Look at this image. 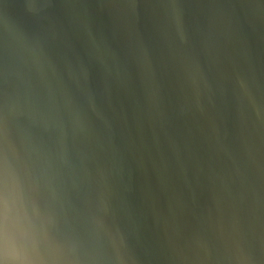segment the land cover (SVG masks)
<instances>
[{
  "label": "water",
  "instance_id": "water-1",
  "mask_svg": "<svg viewBox=\"0 0 264 264\" xmlns=\"http://www.w3.org/2000/svg\"><path fill=\"white\" fill-rule=\"evenodd\" d=\"M0 264H264V0H0Z\"/></svg>",
  "mask_w": 264,
  "mask_h": 264
}]
</instances>
